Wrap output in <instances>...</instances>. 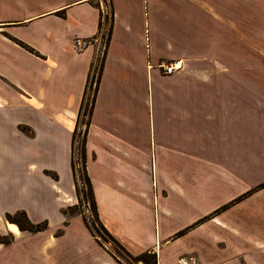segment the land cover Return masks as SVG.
<instances>
[{"label": "crops", "instance_id": "obj_1", "mask_svg": "<svg viewBox=\"0 0 264 264\" xmlns=\"http://www.w3.org/2000/svg\"><path fill=\"white\" fill-rule=\"evenodd\" d=\"M243 3L0 0V235L13 237L0 264H118L80 216L61 214L60 184L43 176L57 171L70 195L96 55L73 41L97 35L102 7L108 39L85 139L99 221L155 264H264V52L246 43ZM168 62L182 70L162 75ZM21 211L48 228L14 230L6 216ZM77 220L87 246L59 261L49 233Z\"/></svg>", "mask_w": 264, "mask_h": 264}, {"label": "rangeland", "instance_id": "obj_2", "mask_svg": "<svg viewBox=\"0 0 264 264\" xmlns=\"http://www.w3.org/2000/svg\"><path fill=\"white\" fill-rule=\"evenodd\" d=\"M243 5L245 10L246 43H250L253 40L252 42H254L256 45L259 46L260 44L261 49L258 50L257 48L255 50L256 52H259L260 55H263L262 53L264 52V0H244ZM248 30L254 31V35L251 33V31ZM254 51H252L249 48L247 49V51L245 49V55L246 56L255 55ZM105 52H106V48L102 51L101 53L102 55L100 57H96L95 55L94 61L92 62L88 77L90 86L86 88L87 95L85 101H87V105L84 106L85 112L80 113L81 114L80 123H75L74 130L72 133V140L70 146V150H71L70 151L71 177L69 181L71 187L70 195L62 191L61 189L63 188L62 185H65L66 183L63 181L62 176H60V174L57 171L45 170L43 172L44 174L43 176H46L49 179H51L57 186L60 184L58 187L59 188L58 194L60 195L61 199L58 200V203H62L63 205V208L60 209L61 214L67 216H73V215L80 216L85 227L87 228L93 239L96 241V243L101 247V249H103L106 253H108V255L112 259H114L118 264H143V261L146 263H151L152 258L150 255H147V253L152 255V252H146L142 254L143 256L139 255L141 256V261H135L134 258L139 256L131 255L119 243V241L115 239L104 228V226L101 224V222L98 219L95 208H93L94 205H93L92 195L90 192V181L86 170V159L82 157V146H83L84 132L86 131V123L88 122L89 119L88 111L91 110L94 89L96 88V82H97V78L99 77V71L104 59ZM169 64L172 65L178 64L176 66L178 68L174 72L182 70L181 68L183 67V65H181V63L179 62L161 63V65L163 66H167ZM161 65H160L161 68L159 66L158 68L160 70V73H162V75L166 76L174 73V72L171 74L164 73L163 67ZM147 67L148 69H151L149 65H147ZM21 212L22 213L17 212L13 217L7 215L6 220L10 223L11 220H15L24 227L26 226L30 227V229H33V231L32 232L25 231V232L32 234V236H34L38 232H44L48 228L49 225L48 220L42 221L38 224H34L28 219L24 211ZM8 217L11 220H8ZM27 222H29V224ZM70 225L72 226V229L68 232L67 235H64L65 233H63L64 229L62 228V225L59 228H52L51 233H49L51 236L48 235L50 236L49 239L52 242V244L55 243L54 241L57 237L59 238L58 249L56 250L57 253L56 257L59 261L61 258L69 262L77 261L79 258L82 257V255L78 254V249L81 248L84 249L87 246V242L89 241L82 236L84 238L83 239L79 235V232H77L78 229H80L79 227L80 224L78 220L74 222L71 221ZM34 227L40 229V231L35 232ZM0 240L2 242L11 243L13 241V237L10 235L9 236L0 235ZM47 245H49V243ZM37 246L40 248L43 247L41 243H38ZM45 246L46 245L44 244V247ZM40 253L42 252H38V254Z\"/></svg>", "mask_w": 264, "mask_h": 264}, {"label": "built area", "instance_id": "obj_3", "mask_svg": "<svg viewBox=\"0 0 264 264\" xmlns=\"http://www.w3.org/2000/svg\"><path fill=\"white\" fill-rule=\"evenodd\" d=\"M109 13L104 7L101 8V18L97 35L93 39L75 38L73 41V48L80 52L88 47H96V57H100L102 51L106 48L108 39V22ZM161 65V64H160ZM159 65V67H160ZM163 71L166 74L173 73L178 67L176 65L169 64L163 66ZM161 68V67H160Z\"/></svg>", "mask_w": 264, "mask_h": 264}, {"label": "trees", "instance_id": "obj_4", "mask_svg": "<svg viewBox=\"0 0 264 264\" xmlns=\"http://www.w3.org/2000/svg\"><path fill=\"white\" fill-rule=\"evenodd\" d=\"M102 64H103V62H102ZM101 70H102V65H101V67H100V71H99V77L97 78V82H96V88L94 89V95H93V99H92V105H93V102H94V99H95V94H96V90H97V88H98V84H99V78H100V74H101ZM88 86H90V83H89V79L87 80V85L85 86V90H84V95H83V98H82V104H81V107H80V110H79V112H78V117H77V121H76V123H80V119H81V114L80 113H84L85 112V108H84V106H86L87 105V101H85L86 100V95H87V92H86V88H88ZM90 88V87H89ZM91 108H92V106H91ZM89 112V119H88V122L86 123V131L84 132V138H83V146H82V157L85 159V139H86V134H87V128H88V126H89V121H90V116H91V110L90 111H88ZM87 180H88V178H87ZM90 192H91V190H90ZM93 205H94V203H93ZM93 208H95L94 206H93ZM20 213H22V212H20ZM8 220H11V219H9V217H8ZM11 223H13V224H15L17 227H18V229L20 230V231H29V232H32L33 231V229H30V227H28V226H26V227H24V226H22L20 223H18L17 221H15V220H11ZM28 224H29V222H27ZM30 226H31V224H30ZM34 230H35V232H37V231H40V229H37V228H35L34 227ZM0 243H2V244H9L10 242H2L1 240H0ZM147 255H150L151 256V258H152V262L151 263H146V262H144L143 261V264H155V255L154 254H148L147 253ZM141 256H143V255H141ZM141 256H139V257H135L134 259H135V261H141Z\"/></svg>", "mask_w": 264, "mask_h": 264}, {"label": "bare ground", "instance_id": "obj_5", "mask_svg": "<svg viewBox=\"0 0 264 264\" xmlns=\"http://www.w3.org/2000/svg\"><path fill=\"white\" fill-rule=\"evenodd\" d=\"M176 66H177V65H176ZM12 227H13L14 230H17V227H15V226H11V228H12Z\"/></svg>", "mask_w": 264, "mask_h": 264}]
</instances>
